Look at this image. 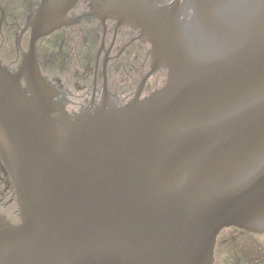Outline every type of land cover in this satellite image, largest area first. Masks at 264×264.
I'll list each match as a JSON object with an SVG mask.
<instances>
[{"label":"water","instance_id":"water-1","mask_svg":"<svg viewBox=\"0 0 264 264\" xmlns=\"http://www.w3.org/2000/svg\"><path fill=\"white\" fill-rule=\"evenodd\" d=\"M118 2L152 45L150 74L166 70L143 100L53 103L36 38L17 73L0 65V160L20 212L0 219V264H212L222 229L264 232V0L150 15Z\"/></svg>","mask_w":264,"mask_h":264},{"label":"flooded vegetation","instance_id":"flooded-vegetation-1","mask_svg":"<svg viewBox=\"0 0 264 264\" xmlns=\"http://www.w3.org/2000/svg\"><path fill=\"white\" fill-rule=\"evenodd\" d=\"M52 3H57L61 6L65 0H50ZM165 2L167 0H157ZM38 0H21L20 5L14 6H2L5 5V2L0 4V31L3 28V33L7 34L9 27H7V17H10L8 22L12 21L13 23V33L12 37H16L15 34V25H18V21L25 24L32 17L35 5ZM21 7V10L18 11V8ZM7 8L14 9L15 13L8 15ZM18 11V12H17ZM99 12L90 0H78L77 3L71 8L65 15L64 20L70 24L68 29H61L54 34H52L48 39L52 37L51 42L56 47L54 51L53 59L47 64V61L50 59H43L40 57V47H39V64L41 68L45 69V66L48 68H57L54 64V60L59 64L60 69L65 68V63L67 62L68 52L73 54L81 53L85 57H94L92 65L86 66L85 69L80 67V72L83 79H86V84L88 86L84 87L82 91V98L84 100H89L91 95L97 100L96 94L98 91H101L102 79H101V64L97 62V58H104L105 56L108 59H112L107 63L106 66V81H107V90L114 92L116 94L121 93L124 97V100H128L132 95L135 85L137 83V77L144 71L145 62L135 67V56L137 54L146 55L145 45L140 42L135 41L136 34L129 28L120 27L116 25V21L112 17H107L104 22H100L93 18V12ZM11 19V20H10ZM9 22V23H10ZM4 25V26H3ZM24 35L22 37L17 36V39H20L22 42ZM16 39V40H17ZM47 39V40H48ZM75 40L81 43V48L78 45H72L68 47V42L71 41L75 43ZM10 66L15 65V61L8 56ZM98 63L97 70L95 65ZM141 66V69H139ZM139 69V70H138ZM91 70V71H89ZM97 71V74H94V71ZM138 75V76H136ZM95 84V89L89 86ZM57 93V98L64 97L62 88L59 87ZM58 99V100H59ZM9 192V187L6 179V175L3 173L0 166V202H3V197L7 196ZM259 240V241H257ZM264 238H250L249 235L236 231L228 230L223 233L217 245H241L238 252L241 254L236 256L237 259H241L243 256H246L250 259L248 264H264ZM243 253V255H242Z\"/></svg>","mask_w":264,"mask_h":264},{"label":"bare ground","instance_id":"bare-ground-1","mask_svg":"<svg viewBox=\"0 0 264 264\" xmlns=\"http://www.w3.org/2000/svg\"><path fill=\"white\" fill-rule=\"evenodd\" d=\"M6 1V5H4L5 7H8L10 4H12V0L11 1H8V0H5ZM0 38H1V41L3 43V48H6V44H5V35L3 33L0 32ZM75 62V58L72 56L70 57L69 61H68V65H71ZM152 65V63H151ZM153 66V65H152ZM91 71V70H89ZM92 73V71H91ZM94 74H97L98 72L95 70L93 72ZM72 77V76H71ZM79 79H77L76 81V85L78 87V90H81L83 89L82 85H84V87L88 86V84H86V79H83V77L81 76H78ZM63 81H65V77L62 76L61 78ZM101 79H102V83L105 82V79L103 78L102 74H101ZM71 81H75V78H70ZM55 84H61L62 81L61 80H56L54 81ZM93 91L95 89V84H92V85H89ZM96 91H98V95H103L104 94V90H98L96 88ZM78 95V94H77ZM114 97H123L121 94H116L114 92H110L108 93V98H114ZM9 177V175H8ZM7 183H8V187H9V192H8V195L7 196H4L2 199H3V202H0V214L2 215V217H0V219H5V218H11V221H14L16 216L15 214L13 213V207L16 206L17 210H18V215H20V212H19V207L17 205V199H16V191H15V187H14V184L12 182V180L10 178H7ZM13 223H11L12 225Z\"/></svg>","mask_w":264,"mask_h":264},{"label":"rangeland","instance_id":"rangeland-1","mask_svg":"<svg viewBox=\"0 0 264 264\" xmlns=\"http://www.w3.org/2000/svg\"><path fill=\"white\" fill-rule=\"evenodd\" d=\"M18 2L20 3V1H18ZM2 3H4V1L0 2V4H2ZM5 5H6V1H5ZM2 6H4V5H2ZM36 6H37V4L35 5V7ZM13 10L14 9L7 8L8 15L16 12V11L13 12ZM20 10H21V7L18 8V11H20ZM9 18L10 17H7V23H8L7 27H9V31L7 32V34L11 35L14 32L13 31L14 29H13L12 21L11 22L9 21L10 23L8 22ZM17 30H18V28L15 29V31H17ZM6 42L7 43H5V44H6L7 50L14 52L13 54L15 55L16 54V50H15L16 42L13 40L12 41L6 40ZM4 46H3L2 41L0 40V49L3 48ZM46 70H47L48 75H56V76H59L60 78H62V76H63L65 78H67L66 74L55 73L53 70L48 68V66L46 67ZM51 79H54V76ZM257 241H259V240H257ZM236 246L237 245H229L227 247H223V248L221 247V248L216 249V256H215L216 264H243V263L246 264V263H250L251 262L250 259L247 258L246 256H243V259H237L236 258L237 254H238V256L241 254L240 252L236 253V251H235ZM242 255H243V253H242Z\"/></svg>","mask_w":264,"mask_h":264}]
</instances>
